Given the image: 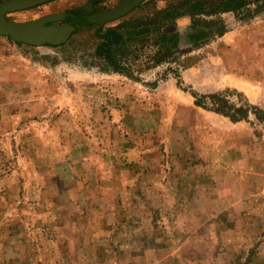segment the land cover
Wrapping results in <instances>:
<instances>
[{"label": "rangeland", "instance_id": "374dc122", "mask_svg": "<svg viewBox=\"0 0 264 264\" xmlns=\"http://www.w3.org/2000/svg\"><path fill=\"white\" fill-rule=\"evenodd\" d=\"M183 17L164 29L178 51L151 65L145 45L133 79L82 66L87 32L64 48L0 37V264H264V0Z\"/></svg>", "mask_w": 264, "mask_h": 264}, {"label": "trees", "instance_id": "16d2710c", "mask_svg": "<svg viewBox=\"0 0 264 264\" xmlns=\"http://www.w3.org/2000/svg\"><path fill=\"white\" fill-rule=\"evenodd\" d=\"M249 3L250 0H182L176 7L165 5L143 14L145 3L137 8V14L128 15L115 24L101 27L77 26L74 35L87 32L92 40L88 57L94 61L84 60L82 66L96 67L100 72L119 74L133 79V65L139 57L137 53L145 45L151 46L150 55L145 57L146 63L149 62L151 65L165 62L178 51L179 33L164 31L166 27L173 26L177 19L189 16L194 29L199 17L212 18L237 12L246 8ZM210 24V28L215 27L213 35L221 36L225 33L226 28L222 22L210 21ZM200 33L202 32L189 35V41L196 42L202 37ZM73 42L74 40L69 41L59 47L70 46ZM195 104L200 105V102L196 101ZM241 111H243L241 108L233 110L234 113ZM226 115H229L228 118L232 121H236L234 115Z\"/></svg>", "mask_w": 264, "mask_h": 264}, {"label": "water", "instance_id": "95a60500", "mask_svg": "<svg viewBox=\"0 0 264 264\" xmlns=\"http://www.w3.org/2000/svg\"><path fill=\"white\" fill-rule=\"evenodd\" d=\"M51 1L53 0H6L1 2L0 37L7 38L15 44L30 47H59L71 39L77 26H107L127 17L146 0H121L115 6L103 11H96L94 8V5L101 0H93L76 10L77 14L61 13L29 22H14L8 19L10 14L26 11ZM67 17L71 19L70 23L66 22ZM57 23L62 24L57 26Z\"/></svg>", "mask_w": 264, "mask_h": 264}, {"label": "crops", "instance_id": "0c3cea01", "mask_svg": "<svg viewBox=\"0 0 264 264\" xmlns=\"http://www.w3.org/2000/svg\"><path fill=\"white\" fill-rule=\"evenodd\" d=\"M188 20H189L188 17H182L181 19H179V20L177 21V23H180V22H182V23H186ZM167 31H170V30H167ZM174 32H178V33H179V30H178V31H177V30L172 31L171 33H174ZM179 34H180V33H179Z\"/></svg>", "mask_w": 264, "mask_h": 264}, {"label": "flooded vegetation", "instance_id": "af4514ba", "mask_svg": "<svg viewBox=\"0 0 264 264\" xmlns=\"http://www.w3.org/2000/svg\"><path fill=\"white\" fill-rule=\"evenodd\" d=\"M75 11H76V10H75ZM75 11H72L71 13H72V14H77ZM68 13H70V12H68ZM83 14H84V15H87L88 13H83ZM66 22H67V23H70V22H71V19H70L69 17H67ZM66 22H65V23H66ZM61 24H62V23H61Z\"/></svg>", "mask_w": 264, "mask_h": 264}]
</instances>
